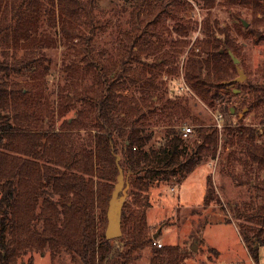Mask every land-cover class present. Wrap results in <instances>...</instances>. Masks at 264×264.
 <instances>
[{"label": "trees", "instance_id": "trees-1", "mask_svg": "<svg viewBox=\"0 0 264 264\" xmlns=\"http://www.w3.org/2000/svg\"><path fill=\"white\" fill-rule=\"evenodd\" d=\"M196 1L213 8L217 0ZM231 1L253 2L264 14V0ZM85 10L78 0H0V264H34V253L46 249L52 257L67 252L80 264H130L137 259L134 252L156 246L158 237L149 233L146 219L150 188L172 180L181 184L202 163L219 159L220 145L225 150L235 149L221 162L226 168L236 163L233 166L241 168L232 176L237 186L257 190L250 195V203L255 201L257 206L232 204L234 218L226 216L225 222L236 220L250 255L258 261L259 248L264 247V143L259 141L260 129L233 127L226 121L219 131L199 123L188 100L166 98L156 80L170 64L167 55L150 63L144 57L146 48L137 47V38L126 37L129 41L122 42L116 56L106 58L93 52L94 85L90 89L84 87L72 94L75 82L68 77L74 67L66 65L68 81L60 92L58 110L50 104L43 81L50 71L46 51L52 48L46 31L59 27L65 37L68 25L80 22L81 13H85L83 24L92 33L94 19ZM80 37L86 38L82 33ZM230 52L238 56L237 48L226 43L213 53L214 60L192 59L186 69L190 85L212 107L224 102L219 87L244 92V113L255 112L264 125V77L235 82L236 76L216 63L219 59L222 64L225 57L236 67ZM137 64L149 74L145 81L135 71ZM128 81L140 84L138 97L123 94ZM77 103L82 105L76 117L65 118ZM221 111L232 115L227 105ZM188 119L196 126L193 140L183 137L181 121ZM155 127L165 130L159 140ZM118 156L133 187L122 215V230L128 229V239L107 240L106 230H98L108 225L109 201L119 174ZM212 204L225 210L209 176L204 207ZM96 206L101 211L100 223L95 219ZM123 247L128 251L123 253ZM162 248L152 264L178 261L179 247ZM165 256L170 260L165 261Z\"/></svg>", "mask_w": 264, "mask_h": 264}, {"label": "rangeland", "instance_id": "rangeland-1", "mask_svg": "<svg viewBox=\"0 0 264 264\" xmlns=\"http://www.w3.org/2000/svg\"><path fill=\"white\" fill-rule=\"evenodd\" d=\"M78 1L86 6V13L95 20L92 33L83 24L87 18L85 13H81L80 22L68 25L65 37L59 27L57 31H46L52 38L49 45L52 48L46 51L50 60H45V63L49 65L50 71L43 81L47 87L48 101L57 110L60 92L66 87L68 79L75 82V86L71 88L72 94L81 92L84 87L90 89L94 85L93 69L90 67L93 52L106 58L116 56L122 42H128L126 37L132 35L137 38V47L146 48L147 56L144 57L150 63L163 55L169 57L170 64L164 67L162 76L158 75L156 80L157 86L161 88L160 93H164L166 98L174 101L188 100L191 112L199 123L213 127L221 123L224 126L217 127L219 131H223L226 121L233 127L258 128L259 141L264 143V125H261V119H256L255 112L244 113L247 111V108L243 110L244 92L219 87V92L225 98L224 102H216L212 107L193 91L186 76V69L192 59L214 60L213 53L227 43L238 50L236 57L240 59V67L247 75L245 82L264 77V14L257 11L253 2L243 4L231 0H217L213 8H206L196 0ZM255 31L257 33H253ZM80 33L86 38L82 39ZM216 63L218 68L224 65L231 76H238L235 65H231L225 57L222 64L219 59ZM68 64L74 67V71L67 79L65 68ZM135 71L143 81L149 77L141 64L136 65ZM206 72L204 70V75ZM25 76L16 78L22 79ZM126 84L128 88L123 94L138 97L142 92L140 84L131 81ZM214 90L217 91V88ZM154 94L157 92L154 91ZM81 105L77 103L73 108L70 107L65 118L76 117ZM224 105L235 107L237 111L230 114L231 116L224 112L222 114L221 108ZM221 114L223 120L219 119ZM240 115L242 120L238 119ZM192 122L188 119L181 121V125L194 130L196 126ZM59 124L60 121L57 125ZM153 125L155 124L152 120ZM154 129H158L156 139L159 140L165 130L162 127ZM82 135L85 133L82 132ZM187 139H195L194 134ZM231 151L235 149L225 150L220 145V158L202 163L181 184L172 180L154 184L150 188V206L146 210L148 231L156 234L161 229L156 242L162 244V249L180 248L178 261L172 259L173 262L168 264H264V247L260 246L256 261L247 249L235 224L236 220L233 219L232 223L225 222L226 216L234 218L230 208L232 204L243 206L244 203H250V195L257 192L248 186H237L232 177L237 176L241 169L233 166L237 163L227 166L228 168L223 167L221 159ZM124 173L127 174L125 171ZM209 176L216 183L215 187L218 188L217 192L225 210L214 204L204 207L203 194ZM261 177H264L263 173ZM132 189L130 185L126 201L130 200L129 192ZM250 206H257V202H251ZM133 209H137L136 204H133ZM94 214L96 222L100 223L101 211L97 206ZM106 228L107 223L100 226L98 231H105ZM122 238L128 239V229L123 232ZM194 246L196 250H193ZM128 249L123 247V253ZM158 249L157 246L149 245L134 252L137 259L130 264H152V259L159 253ZM165 257V261L170 260L168 256ZM34 264L80 262H74L72 255L67 252L52 257L50 250L46 249L44 252L34 253Z\"/></svg>", "mask_w": 264, "mask_h": 264}, {"label": "water", "instance_id": "water-1", "mask_svg": "<svg viewBox=\"0 0 264 264\" xmlns=\"http://www.w3.org/2000/svg\"><path fill=\"white\" fill-rule=\"evenodd\" d=\"M230 55L236 64L238 76L234 79L235 82L244 83L247 79V75L244 70L240 67V59H238L232 52ZM239 92L238 89L234 90ZM236 110L231 107L230 113L235 114ZM116 163L119 169V174L117 177V182L112 193V197L109 201V207L107 211L108 225L106 228L105 236L107 240H113L122 237V215L123 207L128 197V190L130 188L129 176L125 175L124 169L120 166V156L117 157ZM161 232V229L154 235L156 239ZM193 250H196V246L193 247Z\"/></svg>", "mask_w": 264, "mask_h": 264}, {"label": "built area", "instance_id": "built-area-1", "mask_svg": "<svg viewBox=\"0 0 264 264\" xmlns=\"http://www.w3.org/2000/svg\"><path fill=\"white\" fill-rule=\"evenodd\" d=\"M220 120H223V115L221 114L220 115V118H219ZM224 125H221V123H219L218 125H217V127L218 128H222ZM226 126V125H225ZM192 133H193V129L191 128V127H184L183 128V137L184 138H188V137H191L192 136ZM156 246H158V247H162V244L160 243V242H155L154 243Z\"/></svg>", "mask_w": 264, "mask_h": 264}, {"label": "crops", "instance_id": "crops-1", "mask_svg": "<svg viewBox=\"0 0 264 264\" xmlns=\"http://www.w3.org/2000/svg\"><path fill=\"white\" fill-rule=\"evenodd\" d=\"M195 170H196V169H195ZM195 170H194L192 173H190L189 175L191 176V175L195 172ZM214 184H215V186H216V183H214ZM206 187H207V182H206L205 191H204V194H203L204 197L206 196ZM216 189L218 190L217 187H216Z\"/></svg>", "mask_w": 264, "mask_h": 264}, {"label": "flooded vegetation", "instance_id": "flooded-vegetation-1", "mask_svg": "<svg viewBox=\"0 0 264 264\" xmlns=\"http://www.w3.org/2000/svg\"><path fill=\"white\" fill-rule=\"evenodd\" d=\"M223 114V113H222ZM242 115H240V117H241Z\"/></svg>", "mask_w": 264, "mask_h": 264}]
</instances>
